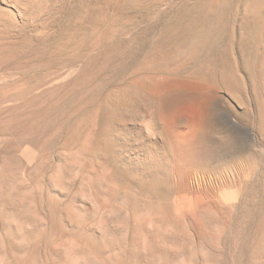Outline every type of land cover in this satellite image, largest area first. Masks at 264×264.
I'll use <instances>...</instances> for the list:
<instances>
[{
  "label": "rangeland",
  "instance_id": "obj_1",
  "mask_svg": "<svg viewBox=\"0 0 264 264\" xmlns=\"http://www.w3.org/2000/svg\"><path fill=\"white\" fill-rule=\"evenodd\" d=\"M65 194L103 262L264 264V0H0V211L48 222L0 264L47 263Z\"/></svg>",
  "mask_w": 264,
  "mask_h": 264
},
{
  "label": "bare ground",
  "instance_id": "obj_2",
  "mask_svg": "<svg viewBox=\"0 0 264 264\" xmlns=\"http://www.w3.org/2000/svg\"><path fill=\"white\" fill-rule=\"evenodd\" d=\"M198 177H199L198 179L202 182L205 176L203 177V175H199ZM63 178H64V176L62 177V179ZM64 180L66 181L67 179H64ZM64 180H60L56 176L51 177L52 184L55 185L56 187H58V189L63 186L62 184H65V183L67 184V181L65 182ZM62 181H64L65 183L64 182L62 183ZM76 181L74 179V183ZM80 182H81V180H80ZM204 182H205V179H204ZM82 183L83 182H81V184ZM66 184L62 187V188H64V190H65V186L71 187L74 185L73 183H72V185H70L68 183L69 186H67ZM81 184H80V186L86 185V183L82 184V185ZM77 187H78V191H76L77 188L76 189L74 188L75 189L74 192L76 191L78 194H80L81 193L80 190H82L84 187L82 189H80L79 186H77ZM85 187L87 189V185ZM88 188L90 189V186ZM60 190H62V189H60ZM62 192H64V191H62ZM85 193H86V190L83 194H85ZM74 194L77 195L76 193H74ZM67 195H66V198H64V200L54 201V200L50 199L47 201L49 204V207H48V205H46V206L48 207V209L50 211L49 213L51 214V216L53 218V222L55 224L54 228H56V230H55L54 236L50 239V242H48V243H50L51 248H50V251L48 252V260H47L46 264H148L149 261H151L150 257L151 256L154 257V253H153V255H151V252L153 250L149 251L148 250L149 246L147 245V243L145 245L144 243L142 244V242H140L141 240L138 239L136 231L133 232L134 231L133 230L132 234L130 235V233L128 234V232L125 230L127 232V233L125 232V237L130 239L131 243H130V246L128 245L129 247L125 246V244H123V248L121 251V254L122 253L123 254H122V257L120 256L123 261H119V260L117 261L116 259L109 257V258H106L105 262H103L102 261L103 258H101V254L103 253V241L104 240H102V239L105 238V236H104L105 233L103 234V232H102V234H103V238H102V235L101 234L99 235V233H101V231H99V233H98L97 229H100V228L104 229V227L102 228L103 225L101 226V223H100V221H102L101 219L104 216L101 217V219H99V214H98L99 211H96V210H92L91 212L88 211V213L85 211L86 213L82 212L83 214L78 213V211L76 212L73 209L74 203L72 204V200L70 198L71 196L69 197ZM85 196H86V194H85ZM75 199H76V197H75ZM92 207H93V205H92ZM48 209H46V211ZM99 209H100V207H99ZM90 210H91V208H90ZM8 211H9V209H8ZM18 213L19 212L15 213L12 210L10 212H5L4 209L0 211V217H1V220L3 222L2 227L0 226V228H1L0 257H4L8 251H15V252H19V253L25 252L27 250L28 246L30 245V243L35 242L38 239V236L42 233L40 223H42V229H43V226L45 224L44 222H46V224L48 223L47 221L40 222L41 220H38V218L37 219H36V217L31 218L30 216L28 217V220H27V217L25 219L24 216H22L21 214H18ZM46 216H44V217L47 218ZM104 219H106V218H104ZM109 219L110 218L108 217L107 221L106 220H105V222H103L104 220L102 221L104 223L105 228L109 225L108 222L111 223V221H108ZM131 226H132L131 228H133V225H131ZM135 226H137V225H135ZM109 228L110 227H108V229ZM122 232H123V230H121V233ZM46 234H48V232ZM125 237L123 238L122 243H124L126 241ZM112 238L114 239V236ZM150 239H149V241L152 240V239L151 240ZM106 240H107V238H106ZM121 240H119V241H121ZM108 241H106V242L108 243ZM117 241L115 240L116 243H117ZM104 243H105V241H104ZM118 243H120L122 246L121 242H118ZM139 244H142V245H139ZM104 245H106V244H104ZM161 245H162V243L160 244L159 247H161ZM30 249H31V247H30ZM153 249L155 251V245H154ZM157 249L158 248H156V250ZM157 251H159V249ZM157 251H156V253H158ZM160 251H159V256H160ZM173 251L171 250V252H173ZM166 253H168V252H166ZM75 255L78 258L76 260H72V256H75ZM120 257L118 256V258H120ZM153 257H151V258H153ZM161 257H163V255H161ZM166 257H169V256H166ZM154 258H156V256ZM154 258H153V260H156ZM162 260L163 259H161V261ZM152 263H153V261H152Z\"/></svg>",
  "mask_w": 264,
  "mask_h": 264
}]
</instances>
